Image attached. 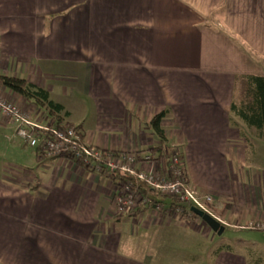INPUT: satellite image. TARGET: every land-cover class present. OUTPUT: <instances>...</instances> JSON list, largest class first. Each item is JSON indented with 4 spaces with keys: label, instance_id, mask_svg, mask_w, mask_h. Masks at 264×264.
I'll use <instances>...</instances> for the list:
<instances>
[{
    "label": "crops",
    "instance_id": "obj_1",
    "mask_svg": "<svg viewBox=\"0 0 264 264\" xmlns=\"http://www.w3.org/2000/svg\"><path fill=\"white\" fill-rule=\"evenodd\" d=\"M0 76L48 92L67 113L60 124L113 154L150 155L160 144L149 123L166 112L187 182L216 212L230 200L227 221L264 232V189L232 168L248 144L229 121L242 79L264 78V0H0ZM0 96L39 122L11 91ZM114 190L106 175L38 157L0 118V264H207L194 218L155 200L117 217ZM211 258L253 264L231 249Z\"/></svg>",
    "mask_w": 264,
    "mask_h": 264
},
{
    "label": "built area",
    "instance_id": "obj_2",
    "mask_svg": "<svg viewBox=\"0 0 264 264\" xmlns=\"http://www.w3.org/2000/svg\"><path fill=\"white\" fill-rule=\"evenodd\" d=\"M0 118L12 126L13 136L24 146L35 151L40 158H63L85 170L106 175L113 182L112 197L117 217L132 215L140 203L147 205L148 197L141 194L140 186L159 196L175 198L186 205L211 216V195L196 191L188 182L183 161L177 148L166 147L158 158L149 154H113L87 145L79 130L67 124L48 126L33 122L30 113L0 96ZM147 165L148 169L138 167ZM115 176L125 180H114ZM112 177V178H111ZM181 214V209L175 210ZM218 221V220H217ZM219 222V221H218Z\"/></svg>",
    "mask_w": 264,
    "mask_h": 264
},
{
    "label": "trees",
    "instance_id": "obj_3",
    "mask_svg": "<svg viewBox=\"0 0 264 264\" xmlns=\"http://www.w3.org/2000/svg\"><path fill=\"white\" fill-rule=\"evenodd\" d=\"M242 80L244 83L242 92L238 97L234 94L230 105L229 121L232 127L240 130V136L249 145L251 138L249 135L251 133L258 138L264 135V78L259 76H245ZM0 86L14 93L32 108L45 111L48 117L57 121L56 126H59L62 119L67 116L63 107L50 100L48 92L24 79L0 76ZM165 116L166 112H161L155 115L149 123L154 136L160 144L159 147L150 150L149 153L151 157L156 156L159 158L163 150L167 147L164 132L161 128V123ZM114 180L123 182L125 179L115 176ZM140 189L142 191L141 194L147 198L146 193L150 191H147L143 185L140 186ZM168 198L170 200L168 206L172 210V213L179 208L182 211L180 217L197 218L191 213V207L180 205L173 197ZM154 204L155 202L150 199L147 205L140 203L138 209L133 214L136 215L138 212H143L151 208ZM209 208L211 210L214 209V204H210ZM224 249L229 248L219 246L218 249L214 251V254ZM252 262L253 264L258 263V261L255 260Z\"/></svg>",
    "mask_w": 264,
    "mask_h": 264
},
{
    "label": "rangeland",
    "instance_id": "obj_4",
    "mask_svg": "<svg viewBox=\"0 0 264 264\" xmlns=\"http://www.w3.org/2000/svg\"><path fill=\"white\" fill-rule=\"evenodd\" d=\"M243 86L240 83L239 88L236 89V96H240ZM35 117L39 120L40 124L48 126H54V123L48 117L47 113L40 109H34ZM43 111V112H42ZM250 136V135H249ZM241 159L243 160L242 166L232 165V168L239 171V181L245 186L244 188L252 187L257 184L256 178L259 177V185L261 189H264V135L260 138L251 136L250 144L246 146V150L242 152ZM149 199L160 202L161 204L168 205L170 200L168 197H162L153 193H148ZM218 212L211 210L212 216L220 220H225L229 225L222 224L223 232L220 236H217L201 223L199 218L191 220L196 225H200L201 229H206L207 237L201 245L204 244L207 248V264H210L211 256L214 255V251L219 246L228 247L240 254H246L249 261H264V232L258 231L259 227L255 228L251 219L242 220L240 225L235 220L227 221V218L221 217V214L230 213V206L232 202L229 200L219 204ZM189 207V206H188ZM226 216V215H225ZM251 222V223H249ZM250 224V225H249ZM239 226L242 227L239 228ZM202 241V240H201ZM201 253V257L205 258V255Z\"/></svg>",
    "mask_w": 264,
    "mask_h": 264
},
{
    "label": "water",
    "instance_id": "obj_5",
    "mask_svg": "<svg viewBox=\"0 0 264 264\" xmlns=\"http://www.w3.org/2000/svg\"><path fill=\"white\" fill-rule=\"evenodd\" d=\"M191 213L199 218L214 234L220 236L223 232V228L217 220L209 215H206L196 209H190Z\"/></svg>",
    "mask_w": 264,
    "mask_h": 264
}]
</instances>
